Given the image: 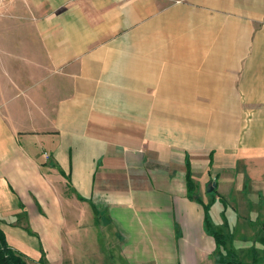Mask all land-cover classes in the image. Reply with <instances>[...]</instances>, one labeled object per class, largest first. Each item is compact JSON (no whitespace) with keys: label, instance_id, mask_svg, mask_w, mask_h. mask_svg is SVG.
I'll return each mask as SVG.
<instances>
[{"label":"crops","instance_id":"crops-1","mask_svg":"<svg viewBox=\"0 0 264 264\" xmlns=\"http://www.w3.org/2000/svg\"><path fill=\"white\" fill-rule=\"evenodd\" d=\"M193 91L224 121L206 139L168 123ZM200 161L224 169L208 202ZM251 215L264 239V0L5 3L0 229L27 264H207L205 218Z\"/></svg>","mask_w":264,"mask_h":264},{"label":"rangeland","instance_id":"rangeland-1","mask_svg":"<svg viewBox=\"0 0 264 264\" xmlns=\"http://www.w3.org/2000/svg\"><path fill=\"white\" fill-rule=\"evenodd\" d=\"M233 92L235 89H232ZM154 92L156 93V89L152 90V95L154 97ZM193 97V98H191ZM189 102L193 104H188L186 103L184 105V112L185 116H183L182 119L175 118L173 116L172 119L168 120V123L170 125H176V124H182L184 125L185 128V136L193 134V130H198L201 133L202 138H207L208 133L210 132L209 130L214 126L216 128V131H220V129L223 128L224 121L219 120L217 117L214 118V116L211 118L209 114V109H208V104H204L205 100L202 98L201 93L198 94L197 92L193 91L190 94ZM197 102V103H196ZM200 102V103H199ZM206 103V102H205ZM156 106H163L162 104L159 103H154L153 100V110H156ZM168 107V111H173L175 112L176 110V105H171L168 104L166 105ZM192 112L198 113L196 117H192L193 114ZM240 121H232L233 123H238ZM196 132V131H195ZM189 133V134H188ZM174 136L177 135L175 132H173ZM175 138V137H174ZM189 155V154H188ZM193 157L191 155L187 156L185 155V163L191 162L190 159ZM196 159H203L207 161L206 155H199L197 157H194ZM187 161V162H186ZM198 167H195V169L191 168L189 163L185 165V173L189 171V179H188V184L191 185L190 188H192V191L190 193L191 196H198V197H204L205 202L210 201L208 199L206 193H205V188L207 187L208 184L211 183V181L214 179V177L220 175L224 169H220L219 173L214 171H218L215 168H212V171H208L205 167V165L200 161L197 162ZM175 171V169H173ZM196 171V173L194 172ZM211 172V173H210ZM230 174V173H229ZM186 183V179H185ZM189 185V186H190ZM187 186V185H186ZM212 193H208V195H211ZM247 204L250 203V201H246ZM254 210L256 209L254 206ZM222 204L220 201L218 204L214 205V212L217 210L222 211ZM252 211V209H251ZM251 222L250 227L247 226L246 224H243V229L239 227L238 229L233 228L232 232H226L224 230L223 236L225 239V252H220L219 254L216 252V259L215 262L210 260L207 264H229L228 261L231 263L234 262H240V264H264V239L261 238V229H259L258 225L256 226L257 219L255 216L251 215ZM215 222H217L215 218ZM253 229V230H252ZM111 262V261H110Z\"/></svg>","mask_w":264,"mask_h":264},{"label":"trees","instance_id":"trees-1","mask_svg":"<svg viewBox=\"0 0 264 264\" xmlns=\"http://www.w3.org/2000/svg\"><path fill=\"white\" fill-rule=\"evenodd\" d=\"M186 187H187V196L188 198L192 199V196L190 195L192 188L190 184H188L189 179V171L186 172ZM190 185V186H189ZM215 190V189H214ZM213 190V191H214ZM205 227L207 232L212 236V238L215 241L216 244V251L219 254L220 252H225V239L223 234L218 233L212 229V227L209 224V221L205 218ZM229 264H240V262H234L231 263L228 261ZM0 264H27L24 256L20 254L19 252L12 249L5 238L4 233L0 229ZM224 264V263H223Z\"/></svg>","mask_w":264,"mask_h":264},{"label":"water","instance_id":"water-1","mask_svg":"<svg viewBox=\"0 0 264 264\" xmlns=\"http://www.w3.org/2000/svg\"><path fill=\"white\" fill-rule=\"evenodd\" d=\"M214 189H215V183L211 182L210 184L207 185L206 192L211 193Z\"/></svg>","mask_w":264,"mask_h":264},{"label":"built area","instance_id":"built-area-1","mask_svg":"<svg viewBox=\"0 0 264 264\" xmlns=\"http://www.w3.org/2000/svg\"><path fill=\"white\" fill-rule=\"evenodd\" d=\"M8 0H0V10Z\"/></svg>","mask_w":264,"mask_h":264}]
</instances>
